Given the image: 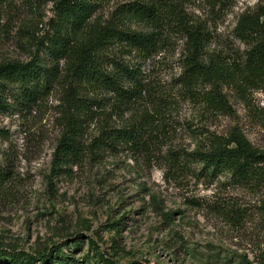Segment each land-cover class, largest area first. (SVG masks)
<instances>
[{
	"label": "rangeland",
	"instance_id": "obj_1",
	"mask_svg": "<svg viewBox=\"0 0 264 264\" xmlns=\"http://www.w3.org/2000/svg\"><path fill=\"white\" fill-rule=\"evenodd\" d=\"M57 1L0 0V64L48 60ZM130 1L107 0L93 19L105 22ZM258 3L188 0L183 8L187 20L207 32L208 55L229 64L246 50L234 36L236 22ZM177 30L158 29L149 59L123 47L106 52L138 66L150 88L129 110L113 96L70 82L63 61L39 100L7 99L11 107L0 111V249L33 255L58 249L73 264H102L92 257V239L102 259L117 264H264V188L239 186L227 175L205 177L199 167L169 161V153L202 149L210 134L233 127L264 151V81L243 97L225 86L233 114L215 113L202 100L210 85L192 91L184 85L186 40ZM69 85L79 98L96 102L82 127L83 146L103 127L145 118L146 152L99 154L83 147L73 164L58 165L54 152L67 121Z\"/></svg>",
	"mask_w": 264,
	"mask_h": 264
},
{
	"label": "trees",
	"instance_id": "obj_2",
	"mask_svg": "<svg viewBox=\"0 0 264 264\" xmlns=\"http://www.w3.org/2000/svg\"><path fill=\"white\" fill-rule=\"evenodd\" d=\"M107 0H58L54 6L56 21L49 37L48 60L33 57L27 63L0 64V111L11 107L7 99L26 102L39 100L60 73V62L66 65L70 82L83 88L116 98L119 107L128 109L138 104L150 88L144 83L139 67L129 65L106 54L112 47L129 48L143 53L146 59L157 46L158 29L176 27L185 42L184 85L192 91L210 85V91L202 96L203 103L215 113L232 115L223 88H233L241 97L264 81V0H259L251 12L241 14L234 28L235 38L246 46L238 61L221 60L209 56L207 32L200 25L187 20L183 4L188 0H133L114 10L105 22L93 19L97 7ZM144 24L146 32L132 28ZM68 86V109L65 129L54 152L58 165L73 164L84 152L115 153L121 150L134 153L146 152V120L138 118L127 126L103 127L89 145L83 146L82 127L92 117L89 102L73 93ZM76 95V96H75ZM20 100V101H19ZM89 106V107H88ZM70 107V109H69ZM172 165L181 167L189 163L199 167L205 177L227 175L235 184L249 189L264 188V151L253 147L237 127L225 135L210 134L202 149L190 153H169ZM121 228V227H120ZM92 257L108 262L98 253L92 239L88 240ZM54 252L28 254L0 249V264H73L70 258Z\"/></svg>",
	"mask_w": 264,
	"mask_h": 264
}]
</instances>
